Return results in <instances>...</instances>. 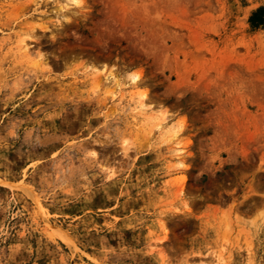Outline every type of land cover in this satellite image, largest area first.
<instances>
[{
  "label": "rangeland",
  "instance_id": "obj_1",
  "mask_svg": "<svg viewBox=\"0 0 264 264\" xmlns=\"http://www.w3.org/2000/svg\"><path fill=\"white\" fill-rule=\"evenodd\" d=\"M258 7L0 0V264H264Z\"/></svg>",
  "mask_w": 264,
  "mask_h": 264
},
{
  "label": "trees",
  "instance_id": "obj_2",
  "mask_svg": "<svg viewBox=\"0 0 264 264\" xmlns=\"http://www.w3.org/2000/svg\"><path fill=\"white\" fill-rule=\"evenodd\" d=\"M264 11V7H258L251 15L250 19L252 21V23L255 24H264V18H261L260 16H258V14H260V12Z\"/></svg>",
  "mask_w": 264,
  "mask_h": 264
},
{
  "label": "bare ground",
  "instance_id": "obj_3",
  "mask_svg": "<svg viewBox=\"0 0 264 264\" xmlns=\"http://www.w3.org/2000/svg\"><path fill=\"white\" fill-rule=\"evenodd\" d=\"M73 2H74V0H73ZM22 46H23L24 51H25V52H28V47H27L26 43L22 44ZM105 78H110V79H112L111 72H108ZM139 110H140V111H144V107H143V108L140 107ZM145 110H146V109H145ZM163 118H164V117H163Z\"/></svg>",
  "mask_w": 264,
  "mask_h": 264
}]
</instances>
